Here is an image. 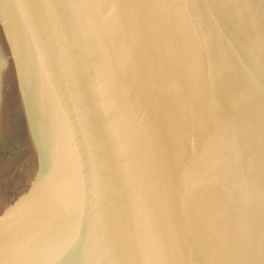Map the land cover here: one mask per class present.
Masks as SVG:
<instances>
[{
  "label": "water",
  "instance_id": "water-1",
  "mask_svg": "<svg viewBox=\"0 0 264 264\" xmlns=\"http://www.w3.org/2000/svg\"><path fill=\"white\" fill-rule=\"evenodd\" d=\"M0 264H264V0H0Z\"/></svg>",
  "mask_w": 264,
  "mask_h": 264
}]
</instances>
